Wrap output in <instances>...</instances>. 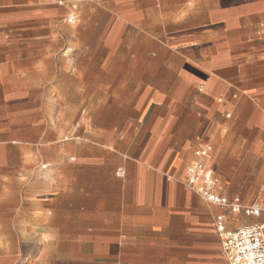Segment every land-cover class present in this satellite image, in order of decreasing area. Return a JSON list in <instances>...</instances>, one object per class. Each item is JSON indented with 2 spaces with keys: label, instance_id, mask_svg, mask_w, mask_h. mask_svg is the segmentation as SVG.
<instances>
[{
  "label": "crops",
  "instance_id": "1",
  "mask_svg": "<svg viewBox=\"0 0 264 264\" xmlns=\"http://www.w3.org/2000/svg\"><path fill=\"white\" fill-rule=\"evenodd\" d=\"M205 147L264 207V0H0V264H228Z\"/></svg>",
  "mask_w": 264,
  "mask_h": 264
},
{
  "label": "built area",
  "instance_id": "2",
  "mask_svg": "<svg viewBox=\"0 0 264 264\" xmlns=\"http://www.w3.org/2000/svg\"><path fill=\"white\" fill-rule=\"evenodd\" d=\"M198 158L186 170L185 187L205 202L226 208L231 212L243 211L248 216L264 214L262 206L242 207L238 198L229 201L219 194V181L206 169L204 159L208 156V148L195 152ZM221 228V218L217 222ZM222 254L228 264H264V225H250L234 231L220 233Z\"/></svg>",
  "mask_w": 264,
  "mask_h": 264
}]
</instances>
